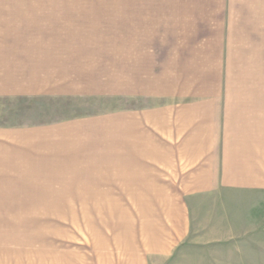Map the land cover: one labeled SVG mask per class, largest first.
I'll return each mask as SVG.
<instances>
[{"label": "crops", "instance_id": "1", "mask_svg": "<svg viewBox=\"0 0 264 264\" xmlns=\"http://www.w3.org/2000/svg\"><path fill=\"white\" fill-rule=\"evenodd\" d=\"M260 18L264 0H0L1 99L133 101L0 126V144L61 139L77 150L102 132L106 158L90 160L106 162L112 191L140 194L154 211L127 264L168 257L188 234L195 196L264 191V91L234 107L225 88L232 19Z\"/></svg>", "mask_w": 264, "mask_h": 264}, {"label": "rangeland", "instance_id": "2", "mask_svg": "<svg viewBox=\"0 0 264 264\" xmlns=\"http://www.w3.org/2000/svg\"><path fill=\"white\" fill-rule=\"evenodd\" d=\"M232 20L225 88L235 107L264 91V18L243 19L251 24L242 27L235 24L242 19ZM132 102L0 98V126L91 116ZM259 125L264 132V116ZM97 135L77 150L61 139L0 144V264H127L141 248L139 235L154 211L140 207V194L114 192L108 182L116 179L101 170L106 162L90 160L106 158L107 136ZM194 198L186 238L149 264H264V191L222 188Z\"/></svg>", "mask_w": 264, "mask_h": 264}]
</instances>
